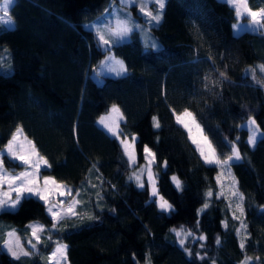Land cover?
<instances>
[{
	"label": "trees",
	"instance_id": "trees-1",
	"mask_svg": "<svg viewBox=\"0 0 264 264\" xmlns=\"http://www.w3.org/2000/svg\"><path fill=\"white\" fill-rule=\"evenodd\" d=\"M111 3L16 0L10 9L13 23L0 25V148L21 127L52 165L43 174L71 186L73 195L80 189L77 199L82 201L79 218L64 222L62 231L53 232L52 242L38 246L42 255L24 258L23 264H49L45 254L57 240L67 244L69 264H243L245 255L252 258L250 264H264V139L252 147L248 130L240 127L254 118L264 132V73L257 68L264 65V33L237 32L234 7L225 0H166L158 27L151 28L159 48L146 50L133 35L113 48L128 75H104L100 83L93 73L104 54L85 25ZM248 4L252 10L264 8V0ZM253 68L261 84L245 75ZM112 105L123 113L121 131L137 136L138 163L146 162L144 145L156 153L157 185L174 206L171 214L162 215L155 203H148L147 185L141 189L129 181L133 168L125 163L118 140L98 124ZM185 109L218 153L229 152L225 138H240L237 146L244 159L231 173L244 194V236L236 234L241 220L232 219L229 200L224 195L217 199L220 169L203 162L187 130L176 121ZM5 163L15 166L7 158ZM173 175L182 181V190L171 181ZM209 190L213 195L207 198ZM98 192L104 197L99 207ZM206 200L210 206L201 211ZM0 221L19 233L33 221L51 227L36 199L23 201L15 213L0 214ZM182 228L206 236L203 241L188 238L185 247L191 256L171 231ZM197 253L205 259H198ZM0 264L21 262L0 253Z\"/></svg>",
	"mask_w": 264,
	"mask_h": 264
},
{
	"label": "snow or ice",
	"instance_id": "snow-or-ice-1",
	"mask_svg": "<svg viewBox=\"0 0 264 264\" xmlns=\"http://www.w3.org/2000/svg\"><path fill=\"white\" fill-rule=\"evenodd\" d=\"M226 2L234 6L235 17L237 18V24L233 25L234 29L238 32L264 33V8L253 11L248 8L247 0H226ZM15 3L16 0H0V25L13 23L10 9ZM119 4L120 7L117 8L115 0H112L110 9H106L104 15L97 22L85 25L86 28L95 34L97 47L104 54V59L97 66L98 70H94L93 74V78L97 79L98 82H102L99 78L104 74H111L118 78L128 75V68L125 62L116 58L111 53L115 46L127 43L133 35L140 34L143 37V47L146 50L159 48L158 42L151 36L149 29L158 27L166 0H119ZM149 4L155 5V12L148 8ZM132 6H138L139 13L144 17V25H141L132 16L131 11L128 10ZM245 16L247 17L246 22H240L241 18ZM109 17H111V20H109ZM257 68L261 73H264V65H259ZM257 68L246 70L245 75H251L256 83L261 84V81L256 80L255 72ZM219 75L223 77L224 74L219 73ZM113 114H116V119L113 118ZM175 118L177 123L187 130L188 138L195 145V150L199 153V157L203 162L206 165L219 168L226 175H232V166L240 164L244 159L237 146V142L240 139L239 136L235 140H227L225 138L224 143L228 146L229 152L221 154L217 152L216 146L205 133L202 126L196 121L192 112L185 109L181 114L176 115ZM117 119L123 120V113L117 105H112L109 113L99 118L98 124L103 126L112 137L118 140L123 156L127 158L125 163L134 169L128 177L129 181L134 182L138 188L143 189L145 187L143 178L146 176L150 187V199L148 203H155L162 215L171 214L175 211L174 206L164 196L160 195L157 186V174L152 171V166L156 164V153L147 145H144L143 153L146 163L140 165L137 169L135 167L137 165V154L135 151L137 137L133 134L131 140H129L128 135L119 130ZM152 120L153 127L156 129L160 128L157 117L153 116ZM240 127L248 130L247 144L252 147L256 145L258 138L264 139V132L261 131L260 126L254 118L247 119ZM6 158L9 163L17 164L22 170L16 171L14 168L9 169L6 167ZM163 166L167 167V161L163 162ZM51 167L52 165L48 159L40 153L33 141L24 136L23 130L19 126L12 133L11 138L7 140L6 144L0 148V214L15 213L23 201L36 199L42 202L46 214L50 217V228L38 221L26 225L24 230L25 236H28L30 231V237L27 239V244L30 246L28 249L21 243L20 235L16 229L13 228L5 231L0 228V253L10 255L13 260L20 261L21 264H23L24 258L32 255H42L38 246L43 243L42 235L44 233H47L46 239L52 242L53 232L55 231L58 234L62 231L64 221L79 218L80 216L77 208L81 205L82 201L76 198L80 196V189H77L75 195H73L71 186L58 181L50 174H43V172L50 170ZM93 168L97 172L99 171L96 164H93ZM98 179L100 178L98 177ZM216 180L220 183V174L216 176ZM171 181L178 191L182 190L183 185L179 177L173 175ZM88 183L90 184V181ZM103 183L104 181L101 179V187ZM237 185L238 182L233 178L229 186L230 195L236 198L235 208L243 215L244 194L238 191ZM91 187L96 188L97 185H91ZM112 187L115 186L113 185ZM212 195L211 190L205 193L207 198L212 197ZM223 195V191L218 192L217 199ZM103 198V195L98 192L97 207H99L98 202L103 200ZM209 206L206 200L201 211L208 209ZM227 207L231 208L232 203L229 202ZM232 219L239 220L240 217L233 212ZM222 224L225 228L228 227L226 219L222 221ZM198 226L199 222H197ZM171 231L175 232L179 246L189 256H191V252L185 247V243L189 237L194 241L206 240V236L200 235L197 237L191 230L182 228L180 231H176L175 229ZM235 231L238 236L241 235L242 231L246 233L247 225L245 222L241 220L239 227ZM53 243H55V247L47 258L49 264H67V244L61 243L59 240ZM216 243L217 245L221 243L219 238L216 239ZM239 246L242 250L245 248L244 239L240 240ZM200 247L203 248L204 245L201 244ZM197 258L200 260L205 259L199 253H197ZM251 259V257L245 255L243 264H250Z\"/></svg>",
	"mask_w": 264,
	"mask_h": 264
},
{
	"label": "rangeland",
	"instance_id": "rangeland-1",
	"mask_svg": "<svg viewBox=\"0 0 264 264\" xmlns=\"http://www.w3.org/2000/svg\"><path fill=\"white\" fill-rule=\"evenodd\" d=\"M226 1V0H225ZM231 5V4H230ZM232 7H234L233 5H231ZM247 6H248V8H250L249 7V4H248V0H247ZM116 7L117 8H119L120 7V5L119 4H116ZM148 8L150 9V10H153L154 12H155V5H153V4H149L148 5ZM128 10H130L131 11V14H132V16L141 24V25H144V17L139 13V11H138V6H135V9L134 8H130V9H128ZM252 10V9H251ZM253 11H258V10H253ZM104 15V14H103ZM102 15V16H103ZM102 16H100L99 18H101ZM98 18V19H99ZM98 19L96 20V21H94V22H97L98 21ZM246 19H247V17L245 16V17H243V18H241V21L240 22H246ZM109 20H111V17H109ZM94 22H92V23H94ZM91 23V24H92ZM236 24H237V22H236ZM150 30V32H151V36L152 37H154L155 38V40L158 42V45H160V43H159V41H158V39L155 37V35L152 33V31H151V28L149 29ZM236 30V29H235ZM237 31V30H236ZM238 32V31H237ZM138 36H139V38L141 39V41L143 42V37L140 35V34H137ZM7 53V52H6ZM112 55H114L116 58H118V59H121V60H123L122 58H120L119 56H116L114 53H113V51H112V53H111ZM7 55H8V53H7ZM96 70H98V68H96ZM94 74V73H93ZM104 75H111V74H104ZM103 75V76H104ZM103 76L102 77H100L99 79L101 80V81H103ZM111 76H114V75H111ZM98 81V80H97ZM100 83H102V82H100ZM112 107V106H111ZM111 107H110V109H111ZM120 109V108H119ZM109 111L110 110H108L107 112H105V113H103L101 116H106L108 113H109ZM121 111V110H120ZM100 116V117H101ZM99 117V118H100ZM113 118L114 119H116L117 117H116V114H113ZM99 120V119H98ZM98 120H97V122H98ZM122 120H119V119H117V122L119 123V130L121 131V127H120V122H121ZM197 121V120H196ZM110 123H111V121H109ZM101 126V125H100ZM113 126H115V125H113ZM101 127H103V126H101ZM104 128V127H103ZM105 129V128H104ZM106 130V129H105ZM23 134H24V132H23ZM110 134V133H109ZM24 136H26L25 134H24ZM136 136V135H135ZM27 137V136H26ZM137 137V136H136ZM28 138V137H27ZM121 138H123V137H121ZM131 136H128V139L129 140H131ZM29 139V138H28ZM259 139V138H258ZM30 140V139H29ZM32 141V140H31ZM136 151V150H135ZM137 154V153H136ZM146 163V162H145ZM144 163V164H145ZM144 164H139L138 163V157H137V165L135 166L137 169L139 168V166L140 165H144ZM18 165L17 164H15V166H13L12 165V167L16 170V171H20V170H22L20 167H17ZM16 167L17 168H19V170L18 169H16ZM13 168H9V169H13ZM134 170V169H133ZM152 171L155 173V170H154V168H153V166H152ZM218 174H220L221 175V181H220V187H221V191H223L224 192V196L226 197V199H228L229 200V202H231L232 203V210H233V212H235L236 213V215L237 216H239L240 217V220H242V216L243 215H241L240 214V212H239V210L238 209H236L235 208V201H236V198L235 197H233V196H231L230 195V184H231V182H232V180H233V176L232 175H226V174H224V173H222L221 172V170H219V173ZM144 182H145V185H147L148 187H149V185H148V183H147V177L145 176L144 178ZM158 186V185H157ZM149 189H150V187H149ZM233 190H236V189H233ZM160 193V192H159ZM161 195V194H160ZM77 198V197H76ZM70 199V198H69ZM154 199H156V198H154ZM79 200H81L80 198H79ZM77 211H78V208H77ZM68 222L70 221V220H67ZM33 222H37V221H33ZM64 222H66V221H64ZM64 222H63V225H64ZM30 223H32V222H30ZM0 228H2V229H4L5 231H7V230H11V229H16L17 230V232H18V234L20 235V239H21V243L24 245V247L26 248V249H28V247H30L28 244H27V239L30 237V231H29V233H28V236H25V234H24V230L21 232V233H19V231H20V229H18V228H16V227H14V226H12V225H10V224H7L6 222H2V221H0ZM55 232V231H54ZM241 235L242 236H244L245 235V233L242 231L241 232ZM46 236H47V233H44L43 235H42V241H47V239H46ZM61 243H63V242H61ZM64 244H66V243H64ZM54 249V248H53ZM51 254V252L50 253H48V254H45V257L46 258H48V256ZM48 260V259H47ZM67 264H69L68 263V260H67Z\"/></svg>",
	"mask_w": 264,
	"mask_h": 264
}]
</instances>
